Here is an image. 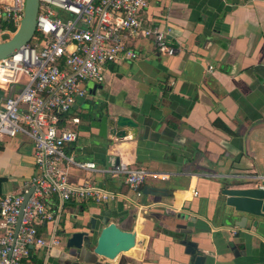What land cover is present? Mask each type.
I'll return each instance as SVG.
<instances>
[{"label": "crops", "instance_id": "1", "mask_svg": "<svg viewBox=\"0 0 264 264\" xmlns=\"http://www.w3.org/2000/svg\"><path fill=\"white\" fill-rule=\"evenodd\" d=\"M145 17L147 26L169 31L178 54L160 56L151 38L138 37V60L109 65L103 83L87 84L88 97L71 113L80 119L78 139L66 148L100 170L122 161L149 172L143 196L122 178L64 164L70 181L91 178L126 197L66 202L60 245L34 253L44 264H185L196 255L204 264H264V238L250 222L241 228V216L229 223L223 194L264 183V0H153ZM89 112L134 119L136 138L130 128L122 139L101 136ZM36 173L27 137L0 142L1 193L19 192ZM147 186L164 190L145 194ZM134 201L153 206L139 210ZM93 217L100 228L106 219L137 231L142 245L116 260L66 250L63 237Z\"/></svg>", "mask_w": 264, "mask_h": 264}, {"label": "built area", "instance_id": "2", "mask_svg": "<svg viewBox=\"0 0 264 264\" xmlns=\"http://www.w3.org/2000/svg\"><path fill=\"white\" fill-rule=\"evenodd\" d=\"M152 1L40 0L31 43L0 60V142L18 135L27 137L33 143L37 171L19 192H0V264H26L31 249L49 251L59 246L58 218L66 202L101 205L126 197L91 178L70 181L64 164L122 178L136 198L143 196L149 172L122 161L100 170L95 162L68 155L66 148L78 139L80 119L71 113L79 100L88 97L87 84L103 83L109 65L138 60L134 45L138 37L151 38L160 56L178 54L169 31L147 26L145 14ZM25 4L26 0H0V41L13 36ZM53 7L64 16L54 13ZM31 188L16 235L24 196ZM258 188L264 190V183ZM134 203L139 210L153 206Z\"/></svg>", "mask_w": 264, "mask_h": 264}, {"label": "water", "instance_id": "3", "mask_svg": "<svg viewBox=\"0 0 264 264\" xmlns=\"http://www.w3.org/2000/svg\"><path fill=\"white\" fill-rule=\"evenodd\" d=\"M40 0H26L24 16L19 27L12 37L4 38L0 41V60L16 54L20 49L31 43L36 34L37 15L39 11ZM87 117L91 120V126L99 129L101 136L107 134L122 139L127 135L126 128L132 129V136L136 138L138 133L137 122L124 115H101V112H89ZM242 184L232 185L223 190L226 199L225 205L229 208L226 213L229 223L235 221L241 216V228H246V223L255 229L256 235L264 238V190L258 187L244 188ZM31 188L24 196V202L21 207L20 215L16 225V235L21 226L24 209L33 192ZM164 189L147 186L144 189L145 194H160ZM96 218H91L90 224L76 228V231L69 234L66 247L70 250L80 252L83 249L88 250L93 247V253L107 260H116L120 255L130 251L143 243V239L138 237L137 231H127L120 228L116 223H106L100 228ZM236 223V222H235ZM188 233V232H187ZM191 248L187 249V254L191 253ZM189 252V253H188ZM157 263V262H155ZM132 264V263H129ZM185 264H204L203 257L196 255L194 260L188 259Z\"/></svg>", "mask_w": 264, "mask_h": 264}, {"label": "rangeland", "instance_id": "4", "mask_svg": "<svg viewBox=\"0 0 264 264\" xmlns=\"http://www.w3.org/2000/svg\"><path fill=\"white\" fill-rule=\"evenodd\" d=\"M52 9H53L54 13L59 14L61 17L64 16V14H65L63 11H61V10H59V9H57V8H54V7H53ZM2 97H3V93H2V91L0 90V101H1ZM19 183L21 184L22 182L19 181L18 184H19ZM67 236H68V234L65 235V236L63 237V239H62V241H63L62 244L64 243V246H63V247H64L66 250L69 251L70 249H68V248L66 247V241H67V238H68ZM59 238H60V235H59ZM60 243H61V242H60ZM93 247H94V246H91L88 250H90V251L92 252V251H93ZM76 253H77V252H76ZM78 254H79V253H78Z\"/></svg>", "mask_w": 264, "mask_h": 264}, {"label": "trees", "instance_id": "5", "mask_svg": "<svg viewBox=\"0 0 264 264\" xmlns=\"http://www.w3.org/2000/svg\"><path fill=\"white\" fill-rule=\"evenodd\" d=\"M13 30H16L15 28H13ZM71 117H73V114H71ZM3 182L2 179H0V185ZM31 253V257L29 258V262H26V264H44L43 259L39 258L35 253L34 250L31 249L30 250Z\"/></svg>", "mask_w": 264, "mask_h": 264}, {"label": "bare ground", "instance_id": "6", "mask_svg": "<svg viewBox=\"0 0 264 264\" xmlns=\"http://www.w3.org/2000/svg\"><path fill=\"white\" fill-rule=\"evenodd\" d=\"M132 249H133V248H132ZM132 249H131V250H132ZM131 250H130V251H131ZM130 251H128V252H130Z\"/></svg>", "mask_w": 264, "mask_h": 264}]
</instances>
